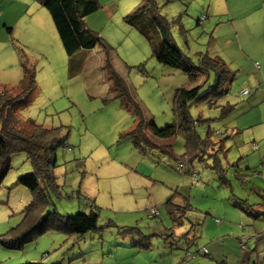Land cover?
<instances>
[{
    "label": "rangeland",
    "instance_id": "obj_1",
    "mask_svg": "<svg viewBox=\"0 0 264 264\" xmlns=\"http://www.w3.org/2000/svg\"><path fill=\"white\" fill-rule=\"evenodd\" d=\"M95 1L99 8L83 22L110 51L95 47L67 57L50 16L36 1L0 0V93L21 95L10 111L12 125L27 133L34 122L62 142L54 149L52 184L43 192L39 216L81 212L96 215L97 225L79 239L48 231L20 250L2 245L37 219L24 214L32 197L17 185L31 166L25 153H14L0 183V264H264V239H254L264 227V0ZM141 20L150 27L153 45L157 26L192 63L198 54L218 57L229 70L224 96L186 106L196 149L214 146L202 155L191 150L186 158L180 133L156 141L170 146L169 153L151 149L144 155L126 136L134 122L125 107L131 103L158 129L175 125L174 94L187 82L181 70L152 57L148 37L134 26ZM28 76L33 86L26 91ZM168 200L177 211H167ZM148 209L158 215L148 216ZM231 211L244 224L233 222ZM213 220L245 227L250 237L227 263L220 246L240 234L219 231ZM130 228L152 236L148 251L130 247L122 236L123 230L132 235Z\"/></svg>",
    "mask_w": 264,
    "mask_h": 264
},
{
    "label": "trees",
    "instance_id": "obj_2",
    "mask_svg": "<svg viewBox=\"0 0 264 264\" xmlns=\"http://www.w3.org/2000/svg\"><path fill=\"white\" fill-rule=\"evenodd\" d=\"M34 1L44 8L50 16L62 50L67 57H71L80 51L92 50L95 47H100L105 54L110 51L109 46L99 38L97 34L89 31L83 22L84 17L90 15L99 8L95 0ZM136 11H138V9ZM134 26L148 37L152 49L151 54L156 62L171 69L181 70L187 82L185 86L177 89L174 94L172 104L173 114L176 117L175 125L158 129L147 121L145 115L136 104L131 103V106L126 105L125 107L130 110L134 122L130 131L126 133V136L132 140L133 146L144 155L151 149H158L161 153H169L168 151L171 150L170 146H158L156 141L160 139H169L180 133L184 137L185 148L187 149L185 156L189 158L192 154L191 150H196L197 152L201 147L199 146V149H196L194 146L197 137L191 132L193 121L186 111V106L189 103H196L198 101L213 103L216 98L224 96L227 92V88L225 87L227 84L226 81L229 80V70L225 63L218 57L211 58L207 55L198 54L197 63L195 64L188 58H184L179 53L174 43L166 35L165 29H160L157 26L153 27V33L159 34L158 40L156 39L157 42H154L153 45L148 36V31L150 30L148 23L141 20L134 24ZM7 31L9 32V30ZM111 73L116 88L121 91V96L130 102L127 92L122 87V81L113 72ZM210 74H212L211 81L209 79ZM202 76L204 80L201 84L190 87L196 84L197 80ZM207 81L211 83L205 86L204 84H206ZM23 82L24 85H26L25 90L29 91L33 86L31 77L28 76L26 79L24 78ZM202 86H205L204 90H202ZM0 94L4 96L0 99V183L9 171L10 156L14 153H25L26 159L32 170L30 174L21 176L17 180V185L26 188L32 197L31 202L24 210V214L31 213L34 217L36 214L37 218L34 219L36 225L32 226L31 224V228L18 234L19 236L16 238H9L8 240L1 241V244L10 249L20 250L26 242L34 237V235L39 236L48 231L73 235L76 239L81 238V236L88 232L96 231V215L93 214L87 215L78 212L68 216H60L53 212L39 216L40 203L46 204V201H41L44 197L43 192L46 191V187L48 188V186L50 187L52 184L50 173L55 167L54 149L62 145V142H58L53 130L43 129L35 125L34 122H31L30 130L27 133L16 130L11 122L10 111L20 102L21 95L11 97L7 96L6 93ZM227 108L231 109V107ZM146 132L150 135H146ZM223 137L224 135L216 134L217 140H222ZM206 147L213 149L214 146L211 147V145L207 144ZM254 147V149H256V146ZM197 153L199 154V152ZM186 158L182 157L177 163L183 164ZM194 176L196 178V175L192 174L191 179L196 182L197 178L194 180ZM169 205L170 200H168L164 206L167 211L171 213L176 210ZM181 209L184 210L185 207ZM240 210L245 212L243 209ZM148 216L150 215L148 214ZM213 221L217 223V220ZM130 229L132 235L130 232L125 234V230H123L124 233L122 234V236H128L130 247L139 250H148L151 248L150 237L152 236H143L138 230L135 232L134 228ZM133 232H135L134 235ZM242 234L238 243L239 249L240 246L245 248V242L250 241L249 236L244 233ZM256 236L254 238L256 240L264 239L263 237L256 238ZM202 254L206 255V251L205 253L202 252ZM188 257H191V255L186 252L185 258Z\"/></svg>",
    "mask_w": 264,
    "mask_h": 264
},
{
    "label": "crops",
    "instance_id": "obj_3",
    "mask_svg": "<svg viewBox=\"0 0 264 264\" xmlns=\"http://www.w3.org/2000/svg\"><path fill=\"white\" fill-rule=\"evenodd\" d=\"M202 18V17H201ZM195 85H198L197 84V82H196V84ZM195 85H191L190 87H193V86H195ZM209 148L208 147H206V148H204L203 150H201V149H199L197 152H199V154H204L205 152H206V150H208ZM211 150H212V148H210ZM231 214V217H233V222H242L243 224H244V220L240 217V215L237 213V212H235V211H231L230 212ZM220 223V222H219ZM218 223V221H217V223H215L216 224V228L219 230V231H225V232H230V231H228V230H230V229H235V232L237 233V234H240L239 235V237L238 236H234V235H231V242H229L230 243V245H228V246H220V248H222L224 251L222 252H220V253H222V255L226 258V263L228 262V257H236V255H235V253H237V249H239V247H238V243H239V239H240V236H241V233L239 232V230L241 231V232H243L244 234H247L248 232L246 231V229H245V227H240V229L238 230L237 228H235V226H232V225H225V224H219ZM222 226H224L225 227V230L222 228ZM243 230V231H242ZM221 234V233H220ZM261 234V233H260ZM221 237H218L217 238V240H219ZM191 239V238H190ZM192 240V239H191ZM221 240V239H220ZM255 241V240H254ZM257 241H259V240H257ZM192 242H193V240H192ZM247 242H249V241H247ZM255 243V242H254ZM167 245H170V243H166ZM211 247V249L209 250V252L211 253V252H213V254H216V249L214 248V247H212V246H210ZM247 249V248H246ZM149 250V249H148ZM148 250H145V251H148ZM240 250V249H239ZM200 254V253H199ZM212 254V253H211ZM212 254V255H213ZM203 255V254H202ZM206 256H209V253H206ZM248 263V261L246 262V264ZM245 264V263H244Z\"/></svg>",
    "mask_w": 264,
    "mask_h": 264
},
{
    "label": "built area",
    "instance_id": "obj_4",
    "mask_svg": "<svg viewBox=\"0 0 264 264\" xmlns=\"http://www.w3.org/2000/svg\"><path fill=\"white\" fill-rule=\"evenodd\" d=\"M202 18L204 19V17H202ZM243 93H245V91H244ZM177 167H178V168H181V167H182V164H181V163H177ZM193 179H194V180L196 179L195 176L193 177ZM148 214H149L150 216H155V215H157V210H155V209H148ZM258 237H263V238H264V230L262 231L261 234H259V235L256 236V238H258ZM240 250L243 251V250H244V247H243V246H240ZM201 251H202L203 253H205V250H204V249H202ZM186 255H187V254H186Z\"/></svg>",
    "mask_w": 264,
    "mask_h": 264
}]
</instances>
